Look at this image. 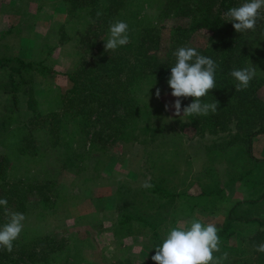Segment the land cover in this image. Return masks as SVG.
Wrapping results in <instances>:
<instances>
[{
	"label": "trees",
	"instance_id": "obj_1",
	"mask_svg": "<svg viewBox=\"0 0 264 264\" xmlns=\"http://www.w3.org/2000/svg\"><path fill=\"white\" fill-rule=\"evenodd\" d=\"M60 2L68 19L80 26L76 35V48L82 51L79 52V62L72 71L62 73L68 80V88L60 91L55 105L44 111L37 107L30 90L22 92L23 86L30 84L35 75L47 78L59 74L58 70L42 59L0 56V91L7 95L2 106L6 116L0 121V137L11 142L6 146L18 148L20 155L28 153L29 148H35L34 136L43 135L47 145L41 149V153L46 155L50 150L59 159L60 169L67 170L80 168L85 156L94 157L95 165H98L109 147L118 140L137 141L139 134L168 140V133L156 124L167 117L168 111L164 108L169 105L168 99L170 103L177 99L171 95L172 89L167 83L171 67L176 63L173 53L180 47H193L201 55L211 57L218 65L216 88L200 98L202 103L218 101V112H209L206 116H183V108L195 98L181 97L182 118L200 136L227 134L223 138L224 146L218 144L206 148L209 154L217 155L225 150L228 155V180L224 186L235 184L238 190H248L245 199L232 202L225 211L218 231L221 248L230 239L246 244L253 230H256L254 237L262 235L264 241V213L257 211L254 216L245 214L247 210L264 206V153L261 159L253 156L255 139L264 137V98L259 93L264 77L256 74L246 90L236 91L237 81L229 74L234 68L247 67L251 63L255 67L258 64L255 51L264 44V22H259L254 31L239 33L224 15L230 8L239 7L246 0ZM98 12L101 13L99 17ZM168 19L175 22L161 37L160 29L166 27L161 24ZM117 20L127 22L130 42L114 51H106L109 26ZM181 20L186 23H181ZM198 33L204 39L194 43L192 36ZM157 89L160 90L159 97L156 95ZM19 92L28 95L27 110L23 113L19 105ZM148 93L154 95L155 104L150 105L145 99ZM229 147L233 156L226 149ZM4 159L2 162L8 164V159ZM4 179L0 171V180ZM159 179H150L152 187L147 188L148 192L167 198L186 194V191L172 192ZM14 181L3 185L5 194L0 198L8 203L7 208L0 206V223L14 204L20 203L19 198L16 199ZM224 186L213 192L217 204L226 197ZM16 208L22 209L19 206ZM193 209L186 203V209L180 214L192 212ZM126 218L131 220V224L148 228L155 247L162 245L160 232L157 225L149 220L150 216L131 213ZM50 241L47 239L44 243L47 245ZM24 247L22 242L14 241L16 254L32 260V255L26 251L29 248ZM2 249L7 251L0 247V264H7L2 262ZM255 253L257 258L254 260L264 262V253ZM5 261L18 264L11 256ZM238 261L228 258L224 264H237Z\"/></svg>",
	"mask_w": 264,
	"mask_h": 264
},
{
	"label": "rangeland",
	"instance_id": "obj_2",
	"mask_svg": "<svg viewBox=\"0 0 264 264\" xmlns=\"http://www.w3.org/2000/svg\"><path fill=\"white\" fill-rule=\"evenodd\" d=\"M173 22L168 19L161 24L166 26L160 29L161 37ZM75 23L68 19L60 0H0V56L42 59L59 72L47 78L35 75L30 84L23 86L22 92L30 90L41 110L55 105L58 93L68 88L62 73L72 71L79 62L82 51L76 48V35L80 26ZM203 39L199 33L192 36L194 43ZM255 54L259 58L256 74L264 77V44L258 46ZM24 93H18L22 113L27 110L28 95ZM259 93L264 98V83ZM6 97L0 91V121L6 116L2 110ZM145 99L150 105L157 102L150 93ZM168 102V108H164L167 117L155 121L168 133V140L141 134L137 141L118 140L98 165L94 157L85 156L80 168L62 170L55 154L50 150L46 155L41 153L47 145L43 135L34 136L35 148L21 155L18 148L6 146L11 142L0 137V171L5 178L0 180V195L5 194L3 185L15 180L20 203L14 204L10 212L26 216L15 242H22L32 255V260H28L27 256L16 254L15 249H2V262L9 264L5 260L11 256L18 264H153V235L148 228L131 224L126 218L131 213L150 216L162 243L171 228L190 227L193 220L220 229L227 207L248 196V190H238L235 184L224 186L229 172L225 150L216 155L209 154L206 148L224 146L227 134L198 135L182 114L175 115L170 98ZM226 149L231 153L230 147ZM263 153L264 137L256 138L253 156L261 159ZM4 157L8 164L2 162ZM154 178H160L172 192L186 194L167 198L141 186ZM222 186L226 197L217 204L213 192ZM186 203L194 209L182 215ZM18 206L22 209L18 210ZM257 211L264 213V206L245 214L254 216ZM7 221L6 213L0 226ZM253 232L246 244L230 239L224 248L220 245V252L213 253L214 257L227 252L229 259L239 260L237 264H264L254 260V245L264 241L262 235L256 238ZM47 239L51 241L46 245Z\"/></svg>",
	"mask_w": 264,
	"mask_h": 264
},
{
	"label": "clouds",
	"instance_id": "obj_3",
	"mask_svg": "<svg viewBox=\"0 0 264 264\" xmlns=\"http://www.w3.org/2000/svg\"><path fill=\"white\" fill-rule=\"evenodd\" d=\"M101 13H97L99 17ZM227 21L233 23L234 29L243 33L248 30H255L259 22H264V0H246L239 7H232L226 13ZM128 24L125 21L117 20L109 26V38L105 43L106 51H114L120 46L127 45L129 41ZM173 55L176 63L171 67V75L167 83L172 89L171 95L177 99L172 107L175 115L181 114V97H194L195 100L183 108L184 115H208L209 112H218V101L202 103L200 98L209 93V90L216 88L215 74L218 68L217 63L208 56L201 55L193 47H180ZM230 76L237 83L236 91L246 90L250 82L256 76V67L252 63L243 68H234ZM157 97L160 90L156 91ZM166 109L168 105L165 106ZM143 188H151L152 185L145 181ZM7 200L0 198V206L7 208ZM8 221L0 226V247L8 252L13 251L16 241L23 228L26 216L20 212H7ZM219 229L214 224H203L193 220L190 227H173L169 230L162 245L156 247V254L152 260L156 264H224L228 259V253L224 252L218 257L213 253L220 252L221 240L218 236ZM257 252L264 253V243L254 245Z\"/></svg>",
	"mask_w": 264,
	"mask_h": 264
}]
</instances>
